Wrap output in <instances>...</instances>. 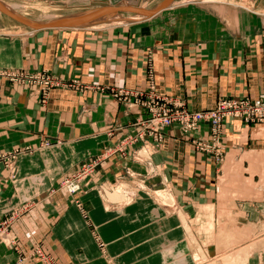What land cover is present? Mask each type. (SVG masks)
Masks as SVG:
<instances>
[{
  "label": "crops",
  "instance_id": "1",
  "mask_svg": "<svg viewBox=\"0 0 264 264\" xmlns=\"http://www.w3.org/2000/svg\"><path fill=\"white\" fill-rule=\"evenodd\" d=\"M10 1L64 18L147 0H0ZM131 18L143 20L33 31L0 13V69L45 70L67 85L43 104L34 87L0 80V153L17 155L15 178L0 159V223L16 213L10 231L19 247L0 245V264L21 256L22 264H44L32 256L37 246L52 264H195L213 235L205 250L213 257L264 239V125L229 120L221 158L171 126L152 155L153 178L134 159L141 142L112 153L147 117L129 107L134 97L115 92H153L193 111L264 93V0H176L153 17ZM193 136L209 139L208 125ZM97 157L105 158L81 193L61 188ZM157 190L176 208L158 204ZM165 247L186 263H174ZM258 249L248 264H264Z\"/></svg>",
  "mask_w": 264,
  "mask_h": 264
},
{
  "label": "built area",
  "instance_id": "2",
  "mask_svg": "<svg viewBox=\"0 0 264 264\" xmlns=\"http://www.w3.org/2000/svg\"><path fill=\"white\" fill-rule=\"evenodd\" d=\"M0 80H7L15 85L34 87L37 92L34 93L40 96L43 104L48 102L54 89L67 86L58 77L45 70L30 72L21 69H0ZM123 95L134 97V102L129 107L141 108L147 117L135 124L132 134L126 136L112 153L119 152L125 155L126 146L141 142L142 146L135 151L134 159L146 163L151 168L148 175L151 178L157 176L155 170L157 167L151 161L152 155L164 142L165 132L171 126L177 125L181 134L190 137L198 150L202 152L215 151L216 156L221 158L224 150L222 138L229 120L240 121L246 125H264V93L255 99L251 97L223 98L214 108L202 111L190 110L182 101H172L153 92H115V97ZM202 125H208L209 139L193 136ZM16 156L14 153H0V159L4 162L12 178L17 175V167L14 164ZM104 158L97 157L83 162L76 173L62 181L61 188L70 195L81 193L83 183L96 172L99 163ZM16 219L17 215L14 213L0 223V245L19 251L17 241L12 237L10 231L11 225ZM32 256L39 258L44 264H52V259L45 255L38 246ZM27 259V256H21L17 264H22Z\"/></svg>",
  "mask_w": 264,
  "mask_h": 264
},
{
  "label": "rangeland",
  "instance_id": "3",
  "mask_svg": "<svg viewBox=\"0 0 264 264\" xmlns=\"http://www.w3.org/2000/svg\"><path fill=\"white\" fill-rule=\"evenodd\" d=\"M165 2V0H147V1H143V2H141V3H139L138 4V6H136L137 8H141V7H143V8H145V9H147V10H156V9H158L159 7H161V5L163 4ZM0 4L2 5V6H4L5 8H6V5L9 7V10L10 11H12L14 14H16V15H18V16H20V17H22V18H25V19H29V20H35V19H39V20H35V22H37L38 24H44V22H46V21H54V20H58V19H61L60 17L59 18H56V17H54V15L56 14H58L57 12H55V11H53V12H51V11H47V10H45L44 8H41V9H39L40 7H38V6H35V5H33L32 3H29V2H15V1H10V2H8V3H4V2H0ZM132 5H134L133 3H131V4H127V5H125V7H130V6H132ZM40 6V5H39ZM1 13V12H0ZM2 14H4V13H2ZM136 13L135 12H133V13H121V14H119V15H117V16H120L121 18H123V19H129L130 17H133L134 15H135ZM5 15V14H4ZM7 16V15H6ZM114 15H112V16H107L108 18H106V19H103V20H100V21H96L95 22V25H97V27H100V26H117V25H123V23H113L112 24V22H111V20H113L114 18H116V17H113ZM8 17V16H7ZM9 22H8V25H13V26H17V27H21V29H26V30H30V29H33V28H30V27H28V26H26V25H23V24H21V23H19V22H17V21H15L14 19H12V18H10L9 17ZM145 19V18H144ZM140 20H143V19H140ZM128 21V22H127ZM134 21H138V20H134ZM134 21H130V20H125V22L124 23H130V22H134ZM152 21V20H151ZM114 22V21H113ZM25 27V28H24ZM15 31H16V29H14ZM35 30H38V29H34L33 31H35ZM32 31V32H33ZM136 187H135V189L136 190H138V189H140V188H142V187H144V184H142V183H140V184H136L135 185ZM134 189V188H133ZM132 191H134V190H132L131 189V191H129V189H127V187H121V188H119V190H118V192L117 193H119V192H121V193H125V194H127L128 192L129 193H131ZM135 193H134V195L135 194H137V191H134ZM133 193V192H132ZM154 195H155V197H156V199H158V200H162L163 199V197H165V192H158V190L157 191H155L154 192ZM167 199H168V201H167ZM123 200V199H122ZM157 200V203L158 204H163V206L164 207H166V208H168V209H175L176 207V205H175V203H173V198H172V196H166L162 201L163 202H160V201H158ZM173 204H174V206H173ZM183 220V219H182ZM188 226V225H187ZM188 228H189V230H190V227L188 226ZM189 232V231H188ZM199 236H203V235H199ZM206 236V235H205ZM213 236H215V235H213ZM213 236L211 237V239L209 238L208 240H207V242H205V244H204V242H203V245L205 246V247H203V249H199V250H197L196 251V253H194V256L193 257H195L196 255H199V256H201V258L203 259L202 260V262L203 263H201V264H209V263H212L213 261H215V259H222L223 257H225V256H227V255H229V254H233V253H235V252H237V251H239V250H242L243 248H246V247H248V246H250V245H254L255 244V246H258V248H261V249H263V251H264V239L263 240H260V242H256V243H252V244H250V245H248V246H244V247H238V248H235V249H232V250H230V251H228V252H226V253H224L223 255H221L220 257H213V255L211 254L212 253V250H209L210 252H208V251H205L207 248H208V245L209 244H211L212 242L211 241H213L212 239H213ZM192 237V236H191ZM262 241V242H261ZM263 247V248H262ZM165 248H167V247H165ZM257 248V249H258ZM256 249V250H257ZM254 250H255V247H254ZM255 250V251H256ZM259 250V249H258ZM167 257H172V256H170V255H172V253L170 252V250H169V248H167ZM205 253H203V252ZM223 251H225V250H218L217 252L218 253H222ZM255 251H254V253H255ZM183 253V252H182ZM182 253H179V254H182ZM206 253H207V255L208 256H210L211 258L209 259L208 258V256L206 255ZM254 253H253V255H254ZM252 257V256H251ZM206 260V261H205ZM208 260V261H207ZM209 260H211V261H209ZM181 261V260H180ZM174 263H177L176 261L174 262ZM181 263V262H180ZM183 263H184V261H183ZM200 263V262H199ZM195 264H198V262H195Z\"/></svg>",
  "mask_w": 264,
  "mask_h": 264
},
{
  "label": "water",
  "instance_id": "4",
  "mask_svg": "<svg viewBox=\"0 0 264 264\" xmlns=\"http://www.w3.org/2000/svg\"><path fill=\"white\" fill-rule=\"evenodd\" d=\"M176 0H167L165 1L161 7L156 10H147L141 8H133V7H115V8H102V9H94L86 12L78 13L75 15L67 16L58 20L50 21L46 24L39 25L29 19L22 18L10 11H8L4 6L0 4V11L7 15L8 17L14 19L15 21L26 25L33 29H61V28H71L77 26L90 25L95 23L99 18L103 16H112L117 15L120 12H135L136 14H140L146 16L147 18L153 17L158 14L160 11L166 9Z\"/></svg>",
  "mask_w": 264,
  "mask_h": 264
},
{
  "label": "bare ground",
  "instance_id": "5",
  "mask_svg": "<svg viewBox=\"0 0 264 264\" xmlns=\"http://www.w3.org/2000/svg\"><path fill=\"white\" fill-rule=\"evenodd\" d=\"M8 11H10L8 8H6ZM10 12H12V11H10ZM13 13V12H12ZM137 15H140V14H137ZM141 16H143V15H141ZM113 17H115V16H113ZM144 18H147L146 16H143ZM106 18H108L107 16H103V17H101V18H99L97 21H100V20H103V19H106ZM140 19H143V18H140ZM139 18H131V19H126V20H130V21H134V20H140ZM114 21V22H113ZM111 22L112 23H123V24H125L124 22H125V20L124 21H121V20H119V19H117V18H114L113 20H111ZM128 22V21H127ZM132 23H134V22H132ZM44 24H46V23H44ZM130 24V23H129ZM40 25V24H39ZM41 25H43V24H41ZM120 25V24H119ZM254 247H255V250L258 248V246H255V244L254 245H250V246H248V247H246V248H243L242 250H239V251H237V252H235V253H233V254H229V255H227V256H225V257H223L222 259H215V261H213L212 263H209V264H248V260H249V258L253 255V253H254ZM175 248V247H174ZM169 250H170V252L172 253L173 252V247H169ZM203 252V251H202ZM204 253V252H203ZM173 255H172V257H175V261L176 262H181V263H183V261L186 263V259H185V257L183 256V254H177L176 252H174V253H172ZM205 254V253H204ZM206 255H207V253H206ZM208 256V255H207ZM208 258L210 259L211 257L210 256H208ZM221 258V257H220ZM181 260V261H180ZM193 260L195 261V262H198V264H201V263H203L202 262V258H201V256H199V255H196L195 257H193ZM189 261H191V260H189ZM206 261V260H205ZM208 261V260H207ZM209 261H211V260H209ZM200 262V263H199Z\"/></svg>",
  "mask_w": 264,
  "mask_h": 264
}]
</instances>
